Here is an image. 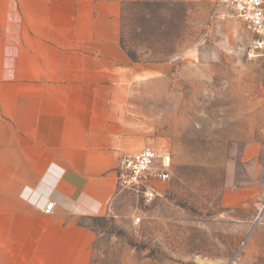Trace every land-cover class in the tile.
<instances>
[{"label":"rangeland","instance_id":"1","mask_svg":"<svg viewBox=\"0 0 264 264\" xmlns=\"http://www.w3.org/2000/svg\"><path fill=\"white\" fill-rule=\"evenodd\" d=\"M146 1L164 25L136 62L168 66L134 87L126 115L170 154L171 177L153 201L121 189L85 219L89 264H264V55L218 0Z\"/></svg>","mask_w":264,"mask_h":264},{"label":"crops","instance_id":"2","mask_svg":"<svg viewBox=\"0 0 264 264\" xmlns=\"http://www.w3.org/2000/svg\"><path fill=\"white\" fill-rule=\"evenodd\" d=\"M128 1L0 0V264H89L78 221L112 212L128 99L168 66L122 49Z\"/></svg>","mask_w":264,"mask_h":264},{"label":"built area","instance_id":"3","mask_svg":"<svg viewBox=\"0 0 264 264\" xmlns=\"http://www.w3.org/2000/svg\"><path fill=\"white\" fill-rule=\"evenodd\" d=\"M229 8L251 34L250 56L264 55V0H218ZM171 177V157L150 146L124 154L116 168V182L120 189L135 191L146 202L161 197ZM54 203L47 201L41 208L51 211ZM139 218L134 220L138 223Z\"/></svg>","mask_w":264,"mask_h":264},{"label":"trees","instance_id":"4","mask_svg":"<svg viewBox=\"0 0 264 264\" xmlns=\"http://www.w3.org/2000/svg\"><path fill=\"white\" fill-rule=\"evenodd\" d=\"M132 8L137 12L132 14ZM162 18L157 13L152 12L149 8V2L146 0H132L124 3L121 14V32L120 45L129 58L136 62L140 59L137 55L136 47L149 41V37L157 38L163 29ZM134 42H137L135 45ZM98 217H82L78 224L88 227L85 219ZM103 218V217H102Z\"/></svg>","mask_w":264,"mask_h":264}]
</instances>
